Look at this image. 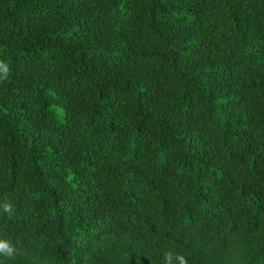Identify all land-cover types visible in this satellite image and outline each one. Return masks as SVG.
Returning <instances> with one entry per match:
<instances>
[{
  "label": "trees",
  "instance_id": "obj_1",
  "mask_svg": "<svg viewBox=\"0 0 264 264\" xmlns=\"http://www.w3.org/2000/svg\"><path fill=\"white\" fill-rule=\"evenodd\" d=\"M0 241L264 264V0H0Z\"/></svg>",
  "mask_w": 264,
  "mask_h": 264
},
{
  "label": "clouds",
  "instance_id": "obj_2",
  "mask_svg": "<svg viewBox=\"0 0 264 264\" xmlns=\"http://www.w3.org/2000/svg\"><path fill=\"white\" fill-rule=\"evenodd\" d=\"M7 66H5L4 68V73H5V79L7 78ZM3 211L5 213H8L9 216L12 215V212H13V206L11 203H8L6 202L4 205H3ZM0 254H3L4 256H7V257H12L14 255V250L13 248L7 243V242H4V241H0ZM181 264H186V262L181 259Z\"/></svg>",
  "mask_w": 264,
  "mask_h": 264
}]
</instances>
